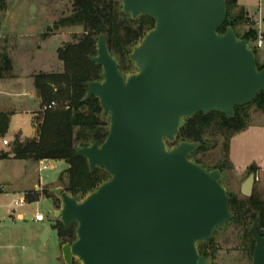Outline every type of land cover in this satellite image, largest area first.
<instances>
[{
	"label": "water",
	"instance_id": "obj_1",
	"mask_svg": "<svg viewBox=\"0 0 264 264\" xmlns=\"http://www.w3.org/2000/svg\"><path fill=\"white\" fill-rule=\"evenodd\" d=\"M122 11L154 19L129 53L136 70L122 72L107 33L97 37L92 61L101 78L87 83L82 101L99 99L109 116L106 138L76 149L91 170L108 178L95 189L73 195L51 188L62 201L55 210L76 238L61 246L71 264H206L200 242L233 219L231 195L221 168L207 169L192 159L203 143H175L186 120L199 112L235 116V108L264 92V66L255 50L227 19L226 0H121ZM58 27L59 25H55ZM86 105L83 106V109ZM255 174L243 182L252 194ZM47 215L46 205H43ZM251 264H264V229L256 218ZM49 237V228L42 233Z\"/></svg>",
	"mask_w": 264,
	"mask_h": 264
},
{
	"label": "trees",
	"instance_id": "obj_2",
	"mask_svg": "<svg viewBox=\"0 0 264 264\" xmlns=\"http://www.w3.org/2000/svg\"><path fill=\"white\" fill-rule=\"evenodd\" d=\"M71 1L73 5L71 14L62 17L59 22L61 25L81 26L83 33L77 42L66 43L58 49V56L64 62L63 72L40 73L36 76L37 87L42 89L43 94L47 92V102L66 100L67 103L44 110L38 137L21 140L16 136L12 153L17 159L65 161L68 167L59 176L61 182H66L63 185L64 189L73 195L81 193L84 196L108 178L103 168L97 167L91 170L87 159L75 152L78 147L88 145L95 140L102 142L109 130V116L104 113L99 99L93 96L86 102L82 101L87 92V83L101 78V65L91 59L96 54L97 37L100 32L107 33L110 51L118 59L122 72H129L131 65L134 64L129 58L131 47L139 43L144 34L154 26V19L149 16L132 19L129 14L122 11L121 0ZM226 1L228 13L224 25L219 29L221 33L225 31L227 25H232L236 29L244 19L250 20L249 17L246 18L248 13L244 7H239V0ZM135 24H138L137 27ZM257 36L258 30L255 26H251L243 35V38L249 40L255 52L257 49L252 45ZM258 66L261 69L264 63L258 62ZM49 83L53 85L50 86ZM253 102L264 112V92H260ZM84 105H86L85 109H83ZM245 108L246 106L236 107L233 118L216 111L208 114L199 112L186 120L176 140L177 142L183 139L202 141V147L192 155L195 157L200 151L208 148L205 137L213 128L225 136L224 146L228 150L231 135L248 128V114ZM217 119L219 121L214 124V120ZM9 122L10 115L0 113L1 137L6 135ZM6 156L7 153H0L1 158ZM195 161L201 163L198 158ZM221 163L213 168L223 170L224 166L220 165ZM255 169L256 166L251 165L250 170ZM44 193L46 197L60 200L49 189H45ZM37 195L38 192L35 191L34 195H29V199L37 200ZM230 208L233 212V222L245 226L258 217L264 225V199L256 193L242 198L232 194ZM52 226L61 246L76 238L75 222L66 228L58 218ZM71 264L77 263L74 261Z\"/></svg>",
	"mask_w": 264,
	"mask_h": 264
},
{
	"label": "rangeland",
	"instance_id": "obj_3",
	"mask_svg": "<svg viewBox=\"0 0 264 264\" xmlns=\"http://www.w3.org/2000/svg\"><path fill=\"white\" fill-rule=\"evenodd\" d=\"M240 2L248 7L251 15L259 17L261 25L264 29V0H240ZM0 6H5L10 9L22 8L26 12L33 11L39 16H47L58 14L69 15L72 12L73 5L71 0H12L5 1L0 0ZM240 7V5H239ZM249 21L244 19L240 22L236 30L240 37H243L245 32L255 25L257 19L253 16L247 15ZM43 19V17H42ZM61 19V18H60ZM39 20V19H38ZM59 27L56 30H60L63 27L62 32L55 35V42H62L67 40L66 43L77 42L79 37L83 33L81 26H67L61 25L58 22ZM138 24H135L137 27ZM54 27V23L50 25ZM67 30L70 31L68 35ZM255 48V44L252 45ZM132 49V47H131ZM257 58L259 63H264V47L256 48ZM136 70L135 64L131 65V70L125 72L126 74ZM66 104V100L56 101V106ZM245 112L248 114L247 123L248 128L240 132L231 135L229 140V148L226 150L224 146L226 138L224 135L218 133L215 129L211 128V131L206 134V141L208 148L200 151L197 158L201 161L207 169H214L218 163L224 166L222 182L227 188L229 194L237 195L242 198L246 195L242 193L243 182L249 175L250 166L256 164V160L260 157H264V112L258 108V105L254 102L246 105ZM108 119V117H105ZM219 119L214 120V124H217ZM214 127V126H212ZM13 138H8L9 144L4 145L0 141V153L5 151L12 152ZM4 138V137H3ZM177 140L175 141V143ZM173 143L169 145L172 146ZM5 147V148H4ZM35 160L27 162V171L22 175H15L13 169H6L3 162L0 161V183L2 181L9 180L11 183V190L6 195L0 196V215H5L6 220L3 221L1 231L4 233L0 237V264H65L63 259L62 249L60 241L57 238L56 231L52 229L51 222H55L58 219L55 216V208L60 209L62 201L56 200V198L49 199L43 197L38 203H30L23 207V211L26 212V220L21 223L12 222L7 212L10 209L8 204L14 198L12 193L15 189L24 190V188H34L35 183L47 184L44 187H49L50 182L57 181V184L63 186L66 184L61 182L59 176L63 170L68 167V163L65 161H52L56 167H49L47 169H37ZM50 163V162H48ZM257 165V164H256ZM218 166V165H217ZM217 168V167H216ZM262 178L255 180L252 188V194L256 193L262 199H264V171L261 172ZM67 181V178H66ZM1 186V185H0ZM7 186V185H6ZM44 188V189H45ZM36 190H32L35 194ZM18 196V195H16ZM47 205V217L44 222H36L33 220L37 210L44 213L42 204ZM54 204V205H53ZM252 221L247 225H241L237 222L230 221L223 228L216 230L213 235V244L216 245V252L209 257L206 264H249V259L244 253V246L249 238H245L246 230L252 226ZM50 229L49 237L46 241L42 239L41 229L44 227ZM9 229H20V233L17 236H10L7 233ZM59 241V243H58ZM81 264L77 259L73 262Z\"/></svg>",
	"mask_w": 264,
	"mask_h": 264
},
{
	"label": "crops",
	"instance_id": "obj_4",
	"mask_svg": "<svg viewBox=\"0 0 264 264\" xmlns=\"http://www.w3.org/2000/svg\"><path fill=\"white\" fill-rule=\"evenodd\" d=\"M238 2L241 7H244L248 15L253 16V18L257 19L256 21L260 19L251 15L248 7L242 4L240 0ZM38 14L33 11L26 12L22 8L14 10L0 6V113L10 115L9 128L4 136L7 139L14 136H19L21 140L38 137L43 107L48 102L46 99L47 92L43 94L42 89L36 85V76L40 73H61L64 71V62L58 56V49L67 40L58 43L54 40L55 35L62 32L63 29L61 27L60 30H56L57 27L55 25H58L60 18L66 15L39 16ZM52 23H54V27L50 26ZM67 33L69 35L70 31L67 30ZM49 85L52 86L53 84L49 83ZM2 138L0 137V141ZM5 153H7V156L0 157V161L6 164V169H13L17 176L24 174L27 171V162L33 160L17 159L13 157L12 152L5 151ZM48 161L51 167H56L52 163L54 160L48 159ZM255 162L258 168L257 179H260V177H263L261 172L264 171V157L258 158ZM35 164H37V169L40 171L39 161H36ZM57 181L48 183L49 187L45 188L44 186L47 184L42 185L40 178V182L35 183L34 188L14 189L12 193L15 196L8 204L10 207L7 212L8 218L13 223L24 222L26 220V212L22 210L23 207L30 203L41 202L40 200L46 197L45 189L51 191V188L60 186ZM10 183L9 180L0 183V196L9 193L8 191L12 189ZM32 190L38 192L37 200L31 201L29 199L30 194L34 195ZM25 192L29 193L27 202L13 210L12 201ZM49 199L52 200V198ZM43 205L46 204L43 203L42 208ZM43 210L45 214V209ZM39 212L41 211L37 210L36 214ZM35 216H33V220L36 222H44L47 217L46 215L44 220L38 221ZM5 220V215H0V237L4 234L1 228ZM52 225L53 221L51 222V227L55 230ZM45 228L47 226L42 228L41 232ZM19 231L20 229H9L6 234L13 237L17 236L20 233Z\"/></svg>",
	"mask_w": 264,
	"mask_h": 264
},
{
	"label": "built area",
	"instance_id": "obj_5",
	"mask_svg": "<svg viewBox=\"0 0 264 264\" xmlns=\"http://www.w3.org/2000/svg\"><path fill=\"white\" fill-rule=\"evenodd\" d=\"M261 24H262L261 21L258 20V21H255V25H254L255 28L258 30V36H257L256 40L254 41L255 47L258 49L264 47V30L262 29ZM54 107H56V101L55 100L48 102L43 107V111L47 110V109L54 108ZM1 142L4 145L9 144V140L6 137L2 138ZM48 162H49L48 159H41L39 161L40 169H47V168L51 167V164ZM28 195H29V193L25 192L21 196H18L17 198H15L11 203L13 210H16L19 206L24 205L27 202ZM45 217H46V215L43 212H39L35 216L36 220H38V221L44 220Z\"/></svg>",
	"mask_w": 264,
	"mask_h": 264
},
{
	"label": "flooded vegetation",
	"instance_id": "obj_6",
	"mask_svg": "<svg viewBox=\"0 0 264 264\" xmlns=\"http://www.w3.org/2000/svg\"><path fill=\"white\" fill-rule=\"evenodd\" d=\"M254 165L256 166V169L254 171L250 170L247 178L250 176L251 173H254L255 174V180H259V179H257V169L258 168H257L256 164H254ZM255 180H254V183H255ZM253 186H254V184H253ZM255 219L252 220L253 223H254ZM257 219H258V230L260 231V229H262V228L264 229V225L260 222V219L258 217H257ZM253 223H252V225H253ZM251 227H249L247 229V231H246L247 234H245L246 240H247V238H249V239H251V241L247 240L246 243H249V245L247 244L246 246H244V249H243L244 253L247 255V257L249 259V264L252 263L253 251H254L255 244H256V240H255L254 236L252 235V233L250 232ZM217 230H219V229H217ZM198 248H199L200 253L206 257V262H207L209 257L216 252V245L213 244V237L208 241L200 242L198 245Z\"/></svg>",
	"mask_w": 264,
	"mask_h": 264
}]
</instances>
